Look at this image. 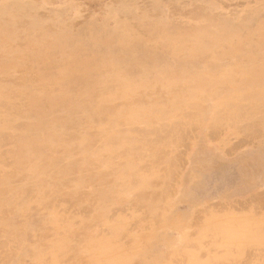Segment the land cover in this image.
<instances>
[{
	"label": "rangeland",
	"instance_id": "374dc122",
	"mask_svg": "<svg viewBox=\"0 0 264 264\" xmlns=\"http://www.w3.org/2000/svg\"><path fill=\"white\" fill-rule=\"evenodd\" d=\"M263 85L264 0H0V264H264Z\"/></svg>",
	"mask_w": 264,
	"mask_h": 264
},
{
	"label": "bare ground",
	"instance_id": "6f19581e",
	"mask_svg": "<svg viewBox=\"0 0 264 264\" xmlns=\"http://www.w3.org/2000/svg\"><path fill=\"white\" fill-rule=\"evenodd\" d=\"M264 86V85H263ZM253 93V92H252ZM263 93H264V91H263ZM242 97V96H241ZM251 97V96H250ZM241 99V98H240ZM257 101H261V100H258L257 99ZM230 106H232V105H230ZM230 109H231V107H230ZM235 110V109H234ZM241 115V114H240ZM149 157V156H148ZM227 177V176H226ZM247 186V185H246ZM252 255V254H251ZM249 256V255H248ZM251 257V256H250ZM248 260V259H247ZM249 260H251V259H249ZM246 263V262H245ZM244 264V263H243Z\"/></svg>",
	"mask_w": 264,
	"mask_h": 264
}]
</instances>
